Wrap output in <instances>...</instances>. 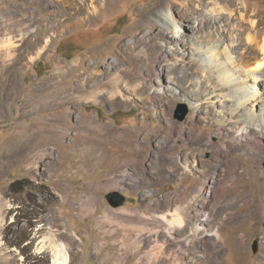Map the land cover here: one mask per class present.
Wrapping results in <instances>:
<instances>
[{
    "label": "rangeland",
    "instance_id": "obj_1",
    "mask_svg": "<svg viewBox=\"0 0 264 264\" xmlns=\"http://www.w3.org/2000/svg\"><path fill=\"white\" fill-rule=\"evenodd\" d=\"M148 1L0 0V49L7 50L11 40V52L20 58L17 70H11L15 88L8 91L0 83V264H54L48 248L39 252L49 237L66 244L72 255L69 264H98L97 241L107 254L121 252L125 264L146 262L157 249L142 243L134 254L121 240L106 237L98 227L104 208L118 214L125 207L159 213L163 209L157 199L181 193L187 198L201 194L214 212L226 205L218 218L204 216L211 223L208 227L221 228L224 234L219 248L196 252V241H187L190 264H264V137L258 126L264 109L255 101L260 93L264 96V80L258 78L250 86L257 95L252 99L253 114L261 130L254 124L251 131L262 134L261 146L243 140L238 150L230 145L234 132L228 135L222 127L220 135L218 121L234 127L230 120L236 122L238 117L221 111L217 96L240 77L212 68L221 67L223 58L232 63L229 47L236 42L232 43L231 31L245 24L236 16L228 19L226 11L228 20L200 31L194 19L179 20V13L173 15L167 7L161 18L138 16ZM215 1L240 8L243 0H205L202 13L210 17ZM253 1L264 9V0ZM151 23L173 32L150 35ZM181 34L183 38L175 37ZM197 39L205 54L202 65L197 63L199 55L192 58L190 43ZM174 41L185 54L178 81L171 77L176 75L172 68L179 55ZM213 44H219L216 52H221L216 59L206 56V51L214 53L209 48ZM192 70L197 74H190ZM92 77L100 84V93L91 83L81 86ZM196 79L203 80L198 92ZM69 93L73 98L64 97ZM51 118L58 126L55 141L11 156L25 134L46 128ZM218 161L227 174L211 191ZM227 178L233 184L227 185ZM103 179L109 184L98 186ZM198 187L201 191L194 192ZM246 189L251 202L242 205L237 196ZM112 192L125 196V202L113 206L107 198ZM80 195L99 198L104 208L85 215ZM136 236L137 231L132 238ZM174 247L169 241L165 250L171 254Z\"/></svg>",
    "mask_w": 264,
    "mask_h": 264
},
{
    "label": "bare ground",
    "instance_id": "obj_2",
    "mask_svg": "<svg viewBox=\"0 0 264 264\" xmlns=\"http://www.w3.org/2000/svg\"><path fill=\"white\" fill-rule=\"evenodd\" d=\"M197 2L198 4L197 6H195V0H188L187 4H182L180 0H168L167 2L165 0H149L148 3L138 12L137 15H154L157 18H161V10L167 7V9L171 11L173 15H175L177 12L179 13V20L189 21L194 19L198 23V31L211 24H221L228 19H232L235 16L239 17L241 24H245V27H242L243 25H241L239 31H235V28L233 29V32L231 31V35L233 36L232 43L236 42V46L229 45L230 47L227 46L224 48L225 54L228 52L226 51V48L228 49L229 47V50L231 52L229 55H234V57H232V63H229L231 62L229 60V62H227V58H223V61L220 64L221 67H218L215 64L214 66H212V68L216 67V73L222 71L223 73H225V76L227 75L229 77H240V79L235 82L234 86H228V89H226L225 93L221 92L217 96L218 103H220V106L222 107L221 111H226L228 115H231V118L235 116L238 117V120L236 122L230 120V123H233L234 127H229L228 125H226L225 120H218L220 122L219 134L222 135V127H225V130L228 132V135L230 132H234L233 136H230L231 139H229L230 145L238 150L240 149V144L243 143V140H252L251 142H253V144H256L260 147L261 145L259 144L261 140L259 136L262 134H260V132L256 133V131V134H253V131H251V125H254L256 121L254 118L255 113L253 114V110L256 106H254V103L256 100H258L259 103L262 105L263 110L264 96L263 93H260L257 96L256 93H254L253 89L250 88V86H255L256 79L258 78L260 80H264V9H262L261 5H259L253 0H243L242 6L240 8H231L230 5L223 4L222 1H215L211 2L210 4L212 15L209 17L206 14L202 13V4H204L205 0H197ZM225 11L229 14L228 19H225ZM150 26L151 30L148 33L150 35L154 34L158 36H169L173 32L171 27L161 29L156 23H151ZM188 27L193 28L194 26L188 25ZM2 31L3 28L0 29V33H2ZM193 36L195 38V34ZM175 37L183 38V34L176 35ZM242 37H244L245 42H243V40L241 39ZM173 44L178 48L176 49L175 53L179 55L177 58H175V63L172 68L173 73L176 75L171 77H173V81H178L181 80L179 72L183 68H185L182 63L183 56L185 57V54L184 51H181V49H179L180 46L177 42L174 41ZM190 44L192 45L193 49L192 58L196 60L195 55H199L197 63H199V65H202V59L204 58L203 55L205 54H203L202 50H200L201 40L197 39L195 42H191ZM11 45L12 42L11 40H9L6 46L7 50L3 51L0 49V65L2 64V61H8L6 62V64H3V67L0 66V83L2 81L4 88H6L8 91H12V89L16 86V76L14 72H11V70L13 68H16L17 70L18 67L16 66L19 63L18 61L20 59L18 56L14 57V54L11 52ZM218 47L219 44H213L209 48L211 49V52L214 53L211 55L210 52L206 51V56L208 54V56L210 57L213 56L214 59L219 57L218 55L221 54V52H216ZM240 57L242 59H240ZM214 59L213 61H215ZM77 65L79 66V64ZM203 68L204 67L202 66L200 69ZM207 71L210 72L211 70L209 69ZM239 72L240 74H238ZM189 73L197 74V71L192 70ZM170 75H172V73ZM202 75L204 76V70ZM249 79L253 81L250 84L248 82ZM196 80L197 84L195 83V89L198 92V86L203 84V80ZM225 80L226 79H224L223 81L224 84L226 83ZM89 83H91L92 86L96 87V93H100V84L94 82V77L88 79L86 82L81 83V86H87ZM216 87L218 86L216 85ZM217 90L219 89H214V91ZM75 91L81 92L82 90L76 89ZM73 95L74 93H69L64 97L73 98ZM254 97H256L255 101H252V99L254 100ZM259 114L260 117H258L261 124L258 126H260L263 130L262 136L264 137V113L260 112ZM55 121L56 119L54 118L48 119L46 128L33 130L30 131L29 134H25L24 140L22 142H18L20 144H18V146L14 148L15 150H13L12 148L11 156H16L17 153H24V151H28L29 148L35 151L39 149V147H42L44 144H46L48 140L55 141L53 139L56 138L58 127L55 125ZM256 124L254 125V127L256 126ZM258 128L259 127H257V129ZM65 129L68 130L69 126L65 127ZM259 129L257 131H261ZM38 133L41 135L43 134L45 140L43 138H40ZM51 143L53 144V142ZM14 146L15 145H13V147ZM262 148L264 149V145ZM102 154L104 155V152H102ZM213 174L216 180L213 182V185L210 186L211 191L216 190V188L224 181L227 174L226 168L220 165L218 161L214 165ZM227 181V185L233 184L232 178H227ZM109 182V179H103L98 182V186H107ZM197 191L200 192L201 188L198 187L194 192ZM148 192L151 193V190H148ZM84 196L80 195V207L85 215H89L91 213L95 214L96 211L98 212V209L104 208L103 202L99 198L91 197L88 195H86L85 197ZM237 198L238 201L243 202L242 205H246L251 202V197L248 189H246L244 192L239 193ZM156 204L159 207H162V212L151 213L147 212L146 210L142 211L125 207L121 210V214H118V212L113 213L112 211L107 210V208H104V214L98 220V227L101 229V231L106 233V237L110 235L113 236L115 240H121L123 242L122 244H125L130 247L129 250H131V252L134 254L139 250V247H142V243L157 249V252L154 253L152 259L147 260L146 262L139 260L137 264H154L156 262L164 261L168 258H171L172 264H179L183 260H185L187 264H190V261L187 260V249L184 246L188 244L187 241L190 242L191 240H195L197 243V247L195 248L196 252L206 251L209 248H213L215 250L219 248L220 242L222 241V238H224V234L221 228L208 227L209 225H211V223L208 222V220H206L204 216H214V219L218 218L219 214L226 209L225 204L219 205L217 211L214 212V210L211 211V207L213 204H211V202L209 201L207 202L202 200L201 194H196L195 196L187 198L184 197L182 193L176 194L175 196L169 195L165 198V200L157 199ZM121 219L124 220L125 223H123ZM209 228L212 233H209ZM188 230H190L189 237H185V234ZM135 231H137V236L135 238H132V235ZM144 233L146 234V238H143ZM135 241H138L137 246L134 245ZM169 241H174L175 244V247L171 254L167 253L165 250V248L169 245ZM132 245H134L133 248H131ZM45 248H48L52 252L54 264L70 263L72 255L70 254V251L68 250L64 242L57 240L54 237H49L47 238V241H45V243L43 242V244L39 247V252H42ZM102 248V244L97 241V243L95 244V254L98 255V257H101V260L98 262V264H108L109 262H112V264L126 263L121 260V252L107 254L104 252V248Z\"/></svg>",
    "mask_w": 264,
    "mask_h": 264
},
{
    "label": "water",
    "instance_id": "obj_3",
    "mask_svg": "<svg viewBox=\"0 0 264 264\" xmlns=\"http://www.w3.org/2000/svg\"><path fill=\"white\" fill-rule=\"evenodd\" d=\"M187 114V110H185L182 115L181 118H184L185 115ZM107 198L109 200V202L113 205V206H119L122 205L125 202V196H123L121 193L119 192H112L107 194Z\"/></svg>",
    "mask_w": 264,
    "mask_h": 264
}]
</instances>
